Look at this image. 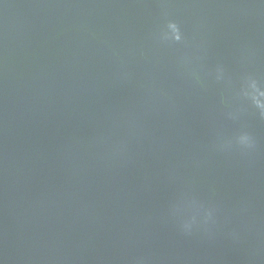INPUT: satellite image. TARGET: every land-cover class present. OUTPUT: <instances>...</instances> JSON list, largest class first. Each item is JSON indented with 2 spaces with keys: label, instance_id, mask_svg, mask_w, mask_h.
<instances>
[{
  "label": "water",
  "instance_id": "1",
  "mask_svg": "<svg viewBox=\"0 0 264 264\" xmlns=\"http://www.w3.org/2000/svg\"><path fill=\"white\" fill-rule=\"evenodd\" d=\"M0 264H264V0H0Z\"/></svg>",
  "mask_w": 264,
  "mask_h": 264
}]
</instances>
